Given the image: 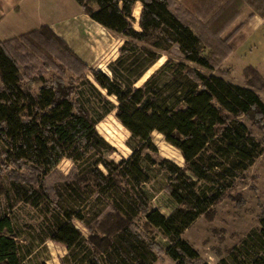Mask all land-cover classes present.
<instances>
[{"label":"trees","instance_id":"16d2710c","mask_svg":"<svg viewBox=\"0 0 264 264\" xmlns=\"http://www.w3.org/2000/svg\"><path fill=\"white\" fill-rule=\"evenodd\" d=\"M138 1L139 30L134 27ZM77 2L91 19L126 38L108 65L111 74L93 68L94 81L78 74L105 111L115 112L138 146L127 159L109 160L106 153L113 148L91 113L75 99L76 85L40 76L41 86L34 94L31 84L23 83L20 59L21 54L27 56L25 48H50L61 59H78L49 27L0 42V196L5 200L0 203V264H25L9 208L16 203L39 208L49 202L45 178L64 159L78 164L80 171L64 184L70 203L60 204L46 229L49 239L66 247L61 264H154L163 249L155 242L153 229L169 240L164 252L175 264H209L183 233L200 216H207L264 154L261 141L240 119L245 115L264 126V101L251 84L260 75L252 73L244 86L214 71L233 52L238 28L227 30L244 7L264 21V0ZM178 2L179 10L174 9ZM174 49L178 58L171 55ZM163 53L166 61L139 84ZM215 105L221 122L210 138L192 122ZM154 133L181 152L184 166L143 153H158ZM155 172L166 176L164 188L176 205L168 216L151 206L144 190ZM94 194L106 199L111 211L98 213L90 226L84 209ZM75 219L88 226V237ZM139 219L144 220L142 226ZM217 264H264V212L260 227Z\"/></svg>","mask_w":264,"mask_h":264},{"label":"rangeland","instance_id":"374dc122","mask_svg":"<svg viewBox=\"0 0 264 264\" xmlns=\"http://www.w3.org/2000/svg\"><path fill=\"white\" fill-rule=\"evenodd\" d=\"M181 5L178 2L174 9L179 10L182 8ZM250 15L252 16L251 8L244 7L235 23L227 30V33H230L235 27L244 23L242 32L240 33L241 28L238 31V34H240L237 37V45L233 48V52L214 72L222 74L233 83L245 86L250 83L252 73H258L261 79L255 77L251 80V84H253L252 88L260 94L264 101V21L259 15H253L257 17L256 20L248 21ZM138 20L136 18L134 23L136 29H140ZM102 31L100 46L92 54L78 56L67 45L77 55L78 59L74 56H66L67 58L61 59L50 48H25L27 56L21 54L20 69L23 75V83L31 84L34 94L38 93L41 86L39 79H37L40 76L48 81L62 78L67 85H76L75 99L91 113L97 122L96 126L99 133L113 148V150L106 153V157L109 160L120 162L133 153L138 146V141L132 138L130 133L117 120L115 112H106L96 96L90 92L89 87L81 81L83 75L94 81L91 73L93 68L111 74L108 65L118 57L119 49L126 40L124 36L110 30L104 29ZM23 42L22 40L21 44L26 46ZM171 55L178 58L176 49L173 50ZM167 57L168 55L163 53L162 58L147 72L139 84L155 69L159 68ZM59 67L65 71H60ZM247 70H250V72L247 73ZM202 71L206 74L210 73L206 69H202ZM78 73H83V75L79 76ZM27 80L32 81L28 83ZM109 99L116 102L113 97H109ZM240 119L261 141L264 147V126L256 124L250 117L245 115L241 116ZM220 122L218 106L215 105L206 112L201 113L192 122V125L208 137L213 138L216 135V126ZM152 139L158 153L144 150V154L149 153L154 159H159V156L167 158L179 166H184V158L181 152L168 144L162 135L154 133ZM79 171L78 164L64 159L45 178V187L50 194L52 203L49 201L39 208H34L25 203H16L13 208H9L14 224V234L19 241L21 256L25 264H61L62 258L67 254L65 246L48 238L46 229L52 225L53 215L60 204L70 203L64 184L71 181L74 173ZM24 172L25 174L29 173L26 170ZM3 183L7 184L5 176ZM166 185V176L155 172L152 174V181L144 184V190L150 198L151 206L159 209L167 216L174 207L173 201L166 197L168 195L164 188ZM58 189L61 191V196L58 194ZM0 203H5L3 196H0ZM107 205V200L104 198L98 199L97 194L89 199L84 211L88 213L87 220L90 226H94L98 213L111 211V207ZM263 212L264 154L245 172L244 177L235 183L230 193L216 204L207 216H200L185 230L183 238L199 252L203 260L208 261L209 264H217L222 256H228L229 250L237 245L246 234L260 227ZM143 222V219L137 221L141 226ZM74 224L85 237L90 235L87 225L76 219ZM152 236L155 237V242L163 249L157 251L158 260L154 264H175L164 252L169 240L158 229H153Z\"/></svg>","mask_w":264,"mask_h":264},{"label":"crops","instance_id":"0c3cea01","mask_svg":"<svg viewBox=\"0 0 264 264\" xmlns=\"http://www.w3.org/2000/svg\"><path fill=\"white\" fill-rule=\"evenodd\" d=\"M141 9L142 3L138 1L134 8L135 18L139 19ZM256 18L251 16L248 21ZM243 25L235 27L238 30L232 38L234 47ZM44 26L49 27L78 56L92 54L99 48L102 30L106 29L91 19L77 0H0V42L20 39ZM166 197L170 199L168 195ZM173 207L169 215L176 207L174 202Z\"/></svg>","mask_w":264,"mask_h":264}]
</instances>
